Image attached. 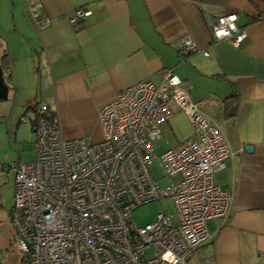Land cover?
Returning <instances> with one entry per match:
<instances>
[{"label":"crops","instance_id":"0c3cea01","mask_svg":"<svg viewBox=\"0 0 264 264\" xmlns=\"http://www.w3.org/2000/svg\"><path fill=\"white\" fill-rule=\"evenodd\" d=\"M20 1L27 14L22 10L18 22L12 14L19 46L3 49L10 73L4 75L7 94L11 84L16 93L34 94L10 110L0 102V164L21 160V150L33 143L34 102L48 104L63 137L96 142L103 137L101 106L138 81L157 84L161 69L170 67L190 98L220 123L234 151L214 174L217 186L233 190L230 214L206 220L211 238L190 253L188 264H264V0ZM30 6L48 18L43 28L34 25ZM77 9L89 13L72 25ZM227 12L245 28L238 46L216 40L207 25V16ZM186 37L195 51L179 48ZM176 111L185 114L171 103L170 122ZM169 121L159 123L161 132ZM12 188L13 173L0 172V264H22L9 222Z\"/></svg>","mask_w":264,"mask_h":264},{"label":"built area","instance_id":"2783aa9c","mask_svg":"<svg viewBox=\"0 0 264 264\" xmlns=\"http://www.w3.org/2000/svg\"><path fill=\"white\" fill-rule=\"evenodd\" d=\"M27 10L38 29L48 22L34 6ZM88 13L77 9L69 22ZM206 21L216 40L233 46L243 41L245 28L235 12ZM179 48L197 49L189 37ZM171 103L188 117L194 136L160 154L155 177L150 142L171 116ZM200 105L173 69L163 67L157 84L138 81L102 105L103 137L87 142L63 137L48 104L37 102L34 160L0 164V172L13 173L9 222L22 264H188V254L211 238L206 220H225L233 201V190L217 186L214 174L234 151L220 123ZM162 197L171 200L174 213L160 211L153 222L136 225L132 210Z\"/></svg>","mask_w":264,"mask_h":264},{"label":"rangeland","instance_id":"374dc122","mask_svg":"<svg viewBox=\"0 0 264 264\" xmlns=\"http://www.w3.org/2000/svg\"><path fill=\"white\" fill-rule=\"evenodd\" d=\"M19 1L20 0H0V55L2 54L3 49L5 47L8 49V45L11 48L19 46L18 45L19 34L18 32H14V30L12 29L13 13H15V19L17 20V22L22 21V10L24 11V7L22 5V2L20 1L21 2L20 4ZM24 12L27 14L26 11ZM29 42L32 45V42L30 40ZM5 71L3 70V74L7 75ZM32 94L34 93L30 94L29 92L25 90L23 91L22 89H20L16 93L13 84H11L9 88V94H7V97L5 99H0V102L3 101L8 102V110H10L11 107L10 105L14 101L18 103L19 101H22L23 98L28 97L30 95L32 98ZM35 96H36V100H40V95L38 92L36 93ZM16 110H17L16 107H14L11 112L12 113L11 117L12 119L15 118V122L17 121L19 115L18 114L17 116H15ZM172 117L173 120L171 119L172 120L171 122L169 121L170 118L165 120V122L169 121V123H166L167 125L166 131L165 132L160 131V136L157 139L152 140L150 142L154 150V153L156 154V157L150 163L149 169L150 172L155 177H158L160 175V162H161L160 154L167 149L178 148L183 146L185 143L190 141V139L193 138L194 136L193 126L185 114L176 111V113ZM33 140H34V135H33ZM7 147L9 149H13L16 151V149H14V147L11 146V144H8ZM33 148H34L33 143L29 147L26 148L24 147L21 150L22 157L20 161H24V162L33 161L35 158V152ZM176 178L177 175H174L173 177H165L161 180V183L163 184L168 183L172 179H176ZM160 211L174 213V206L168 197H162L159 199H154L146 203L140 204L139 206H137L132 210L131 216L136 225H144L145 223L153 222L156 218V214ZM15 248H16V243H15ZM189 256L190 253L188 254L187 258H189Z\"/></svg>","mask_w":264,"mask_h":264},{"label":"water","instance_id":"95a60500","mask_svg":"<svg viewBox=\"0 0 264 264\" xmlns=\"http://www.w3.org/2000/svg\"><path fill=\"white\" fill-rule=\"evenodd\" d=\"M8 93V84H7V79L6 76L3 74V70L0 67V99H5L7 97ZM252 145L251 144H245L244 149L246 151H251L252 150Z\"/></svg>","mask_w":264,"mask_h":264},{"label":"trees","instance_id":"16d2710c","mask_svg":"<svg viewBox=\"0 0 264 264\" xmlns=\"http://www.w3.org/2000/svg\"><path fill=\"white\" fill-rule=\"evenodd\" d=\"M0 67L2 70H8V73L6 76H7V78H9L10 73H9L8 59H7L6 51H4L0 56ZM34 106H35V102L32 105H30L29 107L34 108Z\"/></svg>","mask_w":264,"mask_h":264}]
</instances>
